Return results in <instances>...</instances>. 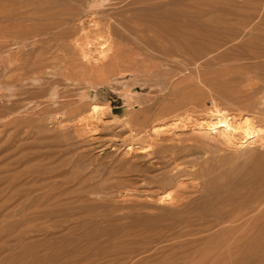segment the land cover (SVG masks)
Wrapping results in <instances>:
<instances>
[{"label": "rangeland", "instance_id": "obj_1", "mask_svg": "<svg viewBox=\"0 0 264 264\" xmlns=\"http://www.w3.org/2000/svg\"><path fill=\"white\" fill-rule=\"evenodd\" d=\"M263 59L264 0H0V264H264V145L211 105Z\"/></svg>", "mask_w": 264, "mask_h": 264}, {"label": "bare ground", "instance_id": "obj_2", "mask_svg": "<svg viewBox=\"0 0 264 264\" xmlns=\"http://www.w3.org/2000/svg\"><path fill=\"white\" fill-rule=\"evenodd\" d=\"M96 26H97V24H95L94 27H96ZM249 26H250V24L242 26L240 28V30L238 31V33H237V37L239 38V37H243L245 35H248ZM251 28H253V27H251ZM97 31H99V30H97ZM252 34L253 33H251V35ZM222 46L223 45H220L219 47H222ZM218 48H216V49H218ZM81 49H82L81 52H80L81 56L85 59L86 62L91 63V61L94 58L93 52L92 51L88 52L86 49H83V47H81ZM253 58H251V59H253ZM260 70H262V69H260ZM263 79H264V76L261 75L260 71L251 72V71H248V70H244V71H237V73L234 75V77L227 84H221L220 83L221 82L220 78L217 80V82H213L214 85L218 88V93L220 92L221 93L220 95L223 94V95L226 96V97H224L223 95H222L223 97L222 96H220V97L214 96V98L215 97L216 98H221L222 97V98L228 100V101L226 100L228 102V105L227 106L225 105V107H219L218 106L219 102L218 103L215 102L217 99L215 101L212 100V104L211 105L213 107L212 108L213 109V113H214V115H216V118L218 119V121L226 122V127L224 128L225 129L224 137H226V141H228L229 145L239 146L242 143L253 144L254 142H256V140L259 143L264 145V127L259 126V124H257V122L254 120V116L252 114H250V110L253 108V107H251V104L253 103V99L251 97H252L253 93L257 92V90L254 88V85L257 84L256 83L257 81H260V80H263ZM220 101H221V99H220ZM223 101L224 100H222V103H223ZM229 101H231V104H229L230 103ZM220 103H219V105H220ZM100 110H101V106L99 104H92V106L90 107V110H89V114L97 116V114L99 113ZM262 119L263 118H261L259 120V123H260V121L263 122ZM214 121H216V120H214ZM214 121L212 120V122H214ZM197 124H198L199 128H203V126H208L209 125L207 122H204V123H202V122L198 123L197 122ZM87 125H88V123H87ZM159 127L160 126L153 127V130H152L153 133L157 132ZM219 128H220V126H219ZM220 133H222V132H220ZM242 137H245L246 140H242ZM168 194H167V197L171 195V194L170 195H168ZM178 196L180 197V195H178ZM229 197H233V195H231ZM234 197H236V195ZM236 198H239V197L237 196ZM229 199L231 201V198H229ZM178 202H179V199H178L177 203ZM180 202H182V200ZM240 203H242V202H240ZM243 203H245V202H243ZM249 203H247V204L245 203L244 205H247V206H246V208L245 207H243V208L247 209V207L249 206L248 205ZM178 205H180V204H178ZM255 206L253 205V210H255L254 209ZM249 208H251V207H249ZM256 208L260 209L259 207H256ZM263 208H262V211L264 212ZM247 212H249V211L247 210ZM253 212L255 213V211H253ZM257 213H258V211H257ZM259 214H260V212H259ZM8 260H10V259L8 258V259L3 260V262L1 264H10L11 262H9Z\"/></svg>", "mask_w": 264, "mask_h": 264}]
</instances>
